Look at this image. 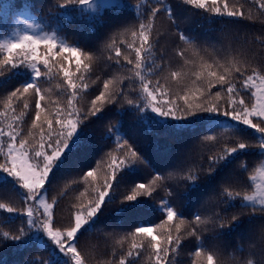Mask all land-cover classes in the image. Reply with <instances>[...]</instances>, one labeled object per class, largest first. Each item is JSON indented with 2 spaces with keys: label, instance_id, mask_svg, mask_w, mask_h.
I'll use <instances>...</instances> for the list:
<instances>
[{
  "label": "trees",
  "instance_id": "trees-1",
  "mask_svg": "<svg viewBox=\"0 0 264 264\" xmlns=\"http://www.w3.org/2000/svg\"><path fill=\"white\" fill-rule=\"evenodd\" d=\"M119 1L0 0V264L72 263L9 142L81 264H264V0Z\"/></svg>",
  "mask_w": 264,
  "mask_h": 264
},
{
  "label": "rangeland",
  "instance_id": "rangeland-1",
  "mask_svg": "<svg viewBox=\"0 0 264 264\" xmlns=\"http://www.w3.org/2000/svg\"><path fill=\"white\" fill-rule=\"evenodd\" d=\"M119 0H80L78 9L80 12H86L91 15L104 6L118 5ZM8 151L10 153V165L7 168V175L18 178L20 183L26 186L27 200L29 205L25 211L27 217V225L32 228V238L39 239L40 242L49 245L51 255L53 257L60 256L71 259V264H81L76 255L71 253V245H66V242L71 239L77 232H79L93 217L92 211L89 210L88 215H83L81 212L75 214L74 225L64 231L60 232L51 228L49 220L43 218H36L35 206L43 211L45 217L50 215L51 205L46 203L44 194L40 193V186L46 179L49 168L44 165L42 170L34 169L27 161L24 151L13 142H9ZM60 157V155H57ZM262 179V178H261ZM264 181V179H262ZM36 196V198H35ZM256 196H264V183L253 194L246 195L244 202L252 203ZM105 195H100L97 206L100 205ZM96 209V208H95ZM68 253L69 257L65 254ZM71 253V254H70Z\"/></svg>",
  "mask_w": 264,
  "mask_h": 264
}]
</instances>
